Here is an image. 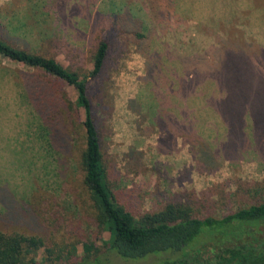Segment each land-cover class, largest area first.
Wrapping results in <instances>:
<instances>
[{
    "label": "rangeland",
    "instance_id": "1",
    "mask_svg": "<svg viewBox=\"0 0 264 264\" xmlns=\"http://www.w3.org/2000/svg\"><path fill=\"white\" fill-rule=\"evenodd\" d=\"M9 1L13 0H0V6ZM18 1L22 5L33 2ZM39 1L49 4L50 0ZM51 1L61 7L49 4L43 18L59 25L62 38L48 39L44 54L86 73L93 66L92 42L86 35L93 32L110 37L105 67L98 77L90 78L89 94L108 184L118 202L135 214L160 210L169 202L189 204L198 216H222L242 206L248 199L244 198L246 189L264 182V157L230 153L221 146L229 140L227 130L214 124L216 114L207 107L198 85L191 87L184 81L180 92L179 79L187 75L181 61L169 54V18L188 21L182 26L185 37L200 31L198 36L204 35L208 28H218L213 24L216 15L221 24L234 17L233 11L225 17L227 0H177L172 6L169 0ZM126 11L135 19H144L138 30L152 35L141 47L127 33L132 26L119 21L113 26L107 18ZM101 12L105 19L93 27ZM240 16L251 26L262 24L257 9ZM61 20L67 24L60 26ZM25 69L0 56V189L8 187L20 200L30 198L40 210V223L33 228L5 219L8 211L0 200V230L44 235L47 247L54 251L41 248L37 264H80L85 243L100 251V264H161L176 258L179 253L162 252L126 259L106 247L109 233L95 222L80 165L83 112L81 118L70 119L71 150L65 160V152L57 153L50 145L47 130H41L38 116L20 97L22 80L18 76ZM67 89L75 100V89L69 85ZM169 100L181 110L178 121H184V113H194L200 137L196 144L169 136V118L175 119L173 114L169 116ZM73 247L76 252L70 256Z\"/></svg>",
    "mask_w": 264,
    "mask_h": 264
},
{
    "label": "trees",
    "instance_id": "2",
    "mask_svg": "<svg viewBox=\"0 0 264 264\" xmlns=\"http://www.w3.org/2000/svg\"><path fill=\"white\" fill-rule=\"evenodd\" d=\"M171 2L172 6L177 0ZM49 4L59 5L51 0ZM49 4L33 0L22 5L13 0L0 6V56L27 68L18 76L22 80L20 97L38 116L41 130H47L50 145L57 153L65 152V160L71 150L70 119L81 118L83 112L85 139L80 165L93 202L95 222L109 233L106 247L126 259L179 253L161 264H264V182L246 189L245 205L222 216H198L189 204L179 202L135 214L118 202L108 184L101 136L89 94L90 78L98 77L105 67L110 37L93 32L86 35L93 47L91 70L81 73L65 66L55 56L42 52L48 39L62 38L57 30L59 25L43 18ZM225 4V17H230L232 11L234 17L221 24L216 15L213 24L218 28H208L204 35L198 36L200 31L185 37L182 26L188 21L169 18V54L181 61L188 77L179 79L180 92L183 83L198 85L207 107L216 114L214 124L227 130L229 140L221 146L230 153L264 157V0H227ZM254 9L262 13L259 27L241 20L240 15ZM102 12L95 16L93 27L105 19ZM115 15L107 17L110 24L115 26L119 21L125 27L132 26L134 29L127 33L138 46L152 38L148 30H138L145 24L144 19H135L129 11ZM59 22L60 26L67 24L64 20ZM171 22L177 26H171ZM68 85L76 91L75 100ZM172 114V140L181 137L193 145L199 142L194 113H184V121H178L181 110L169 100V116ZM0 200L8 211L5 219L33 228L40 223V210L30 198L20 200L8 187H3ZM43 247L49 253L54 251L47 247L40 233L0 230V264H37L36 255ZM99 252L93 244L85 243L80 264H100Z\"/></svg>",
    "mask_w": 264,
    "mask_h": 264
}]
</instances>
